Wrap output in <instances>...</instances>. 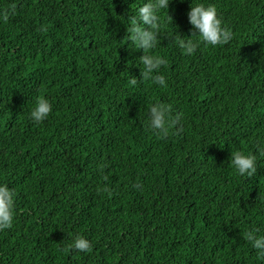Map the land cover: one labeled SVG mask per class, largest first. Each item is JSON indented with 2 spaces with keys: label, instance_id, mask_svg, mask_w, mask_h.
Segmentation results:
<instances>
[{
  "label": "trees",
  "instance_id": "16d2710c",
  "mask_svg": "<svg viewBox=\"0 0 264 264\" xmlns=\"http://www.w3.org/2000/svg\"><path fill=\"white\" fill-rule=\"evenodd\" d=\"M144 2L0 0V183L15 191L0 264H264L245 237L264 234V0H171L152 50L167 87L128 83ZM201 2L234 35L189 54L175 38ZM38 96L53 106L39 123ZM158 102L183 113L167 137L148 129ZM237 150L257 154L252 177ZM78 235L90 251L67 247Z\"/></svg>",
  "mask_w": 264,
  "mask_h": 264
},
{
  "label": "clouds",
  "instance_id": "9594fccd",
  "mask_svg": "<svg viewBox=\"0 0 264 264\" xmlns=\"http://www.w3.org/2000/svg\"><path fill=\"white\" fill-rule=\"evenodd\" d=\"M170 3L171 0H146L138 7L136 14L127 19V31L129 32L130 29L131 40L137 42L138 49L143 51V55L139 58L143 66L140 71V78L130 74L128 80L130 85L136 86L143 80L151 79L160 86L167 87L166 76L160 72V69L168 61L160 55L153 54L152 50L157 48L160 42L161 29L165 27L160 12L167 10L168 14ZM187 16L192 26L190 29L191 36L181 37L178 35L175 38L179 47L186 53H193L201 41L208 45L217 46L228 44L233 39V30L223 25L214 4L191 3ZM168 18L173 21L169 14ZM3 19H8L6 13ZM193 37L199 39H193ZM52 111L53 106L49 99L45 96H38L30 115L35 122L39 123L46 120ZM182 118L183 113L172 116L170 105L163 102L154 103L149 109L148 129L159 137H167L173 126L181 123ZM256 149L260 156H264V141L257 143ZM230 163L241 176L252 177L257 173L256 153L245 154L243 151L237 150L231 153ZM14 216L15 191L7 184L0 183V229L11 228ZM260 233L259 228L251 227L246 230L245 237L256 250L257 257L264 259V234ZM67 247L81 252L90 251L92 243L88 238L78 235Z\"/></svg>",
  "mask_w": 264,
  "mask_h": 264
}]
</instances>
